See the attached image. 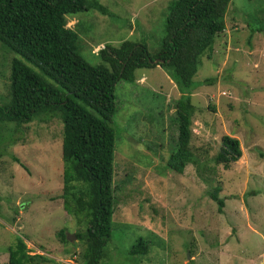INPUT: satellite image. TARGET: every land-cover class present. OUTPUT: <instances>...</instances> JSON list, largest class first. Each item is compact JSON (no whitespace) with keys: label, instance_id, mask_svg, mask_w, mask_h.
<instances>
[{"label":"rangeland","instance_id":"374dc122","mask_svg":"<svg viewBox=\"0 0 264 264\" xmlns=\"http://www.w3.org/2000/svg\"><path fill=\"white\" fill-rule=\"evenodd\" d=\"M97 1L107 15L91 10L68 20L90 63L104 64L94 51L124 41L161 51L174 0ZM252 14L264 24V0L231 2L216 48L222 58L204 59L194 77L192 150L206 162L202 169L167 167L181 96L172 70H138L137 83L117 85L114 231L101 264H264V33L251 32ZM14 57L0 43V103L9 99ZM209 77L214 82L201 85ZM225 135L243 151L230 168L211 161ZM62 142L59 116L0 125V264L9 263L8 248L19 237L31 254L47 257L43 264H83L84 243L59 236L86 229L60 197ZM216 186L222 211L209 195ZM138 238L150 244L148 255H130Z\"/></svg>","mask_w":264,"mask_h":264},{"label":"trees","instance_id":"16d2710c","mask_svg":"<svg viewBox=\"0 0 264 264\" xmlns=\"http://www.w3.org/2000/svg\"><path fill=\"white\" fill-rule=\"evenodd\" d=\"M232 1L174 0L159 53L152 54L146 44L124 41L119 47L106 45L97 52L93 50L104 63L94 65L83 55L80 36L68 27V20L91 10L107 15V8L99 1L0 0V43L15 54L10 62L9 99L0 103V125H22L42 117L59 116L62 120L64 171L60 197L66 213L86 224L83 232L76 233L78 241L84 243L83 264L102 263L114 231L116 133L112 124L118 113L117 85L137 83L138 70H172L181 96L175 103L176 150L167 167L179 174L190 164L202 169L206 162L202 163L192 150L196 113L192 94L198 87L194 77L204 59L222 58L216 48L226 32V15ZM252 19L251 32L264 33V24L254 14ZM157 59L163 62L155 63ZM213 82L209 77L201 85ZM242 156L240 141L225 135L219 153L211 161L230 168ZM220 191L221 187L216 186L209 195L222 211L225 202L219 197ZM59 236L71 244L65 230H60ZM150 247L138 238L130 255L146 256ZM8 253V264L48 261L41 254H31L21 237Z\"/></svg>","mask_w":264,"mask_h":264},{"label":"water","instance_id":"95a60500","mask_svg":"<svg viewBox=\"0 0 264 264\" xmlns=\"http://www.w3.org/2000/svg\"><path fill=\"white\" fill-rule=\"evenodd\" d=\"M163 62V60L157 59L155 63ZM73 239H76V235H69L68 240L72 241Z\"/></svg>","mask_w":264,"mask_h":264},{"label":"clouds","instance_id":"9594fccd","mask_svg":"<svg viewBox=\"0 0 264 264\" xmlns=\"http://www.w3.org/2000/svg\"><path fill=\"white\" fill-rule=\"evenodd\" d=\"M161 68V67H160ZM76 235V234H75ZM67 236V235H66ZM67 239H68V236H67ZM76 239H77V236H76ZM70 241V240H69Z\"/></svg>","mask_w":264,"mask_h":264},{"label":"crops","instance_id":"0c3cea01","mask_svg":"<svg viewBox=\"0 0 264 264\" xmlns=\"http://www.w3.org/2000/svg\"><path fill=\"white\" fill-rule=\"evenodd\" d=\"M142 79H146L145 77H143Z\"/></svg>","mask_w":264,"mask_h":264}]
</instances>
